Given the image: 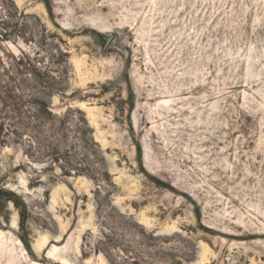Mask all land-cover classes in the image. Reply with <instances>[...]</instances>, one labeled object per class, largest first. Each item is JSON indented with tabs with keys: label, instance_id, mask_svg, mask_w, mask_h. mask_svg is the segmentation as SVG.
Returning a JSON list of instances; mask_svg holds the SVG:
<instances>
[{
	"label": "rangeland",
	"instance_id": "1",
	"mask_svg": "<svg viewBox=\"0 0 264 264\" xmlns=\"http://www.w3.org/2000/svg\"><path fill=\"white\" fill-rule=\"evenodd\" d=\"M0 189V264H264V0H0Z\"/></svg>",
	"mask_w": 264,
	"mask_h": 264
},
{
	"label": "trees",
	"instance_id": "2",
	"mask_svg": "<svg viewBox=\"0 0 264 264\" xmlns=\"http://www.w3.org/2000/svg\"><path fill=\"white\" fill-rule=\"evenodd\" d=\"M41 106L43 107V103H41ZM41 120H43L42 117H39L38 119L36 118V121L40 122ZM5 121L7 122V127L4 131L5 133L9 136H18L19 135V131L22 129L23 126H25V124L29 125V123H25L24 120L18 118V117H14V116H8ZM44 128V126L41 124L40 126V130L38 134L43 135V131H41V129ZM30 129H34V131L36 130V126L31 127ZM63 138V137H62ZM37 140V138H36ZM61 147L59 145V142H55V144H51V145H47V147H45V149H43V152L38 154H42L43 156L47 157L51 162H57V160H60V156L62 154H60L59 151H61ZM44 157V158H45ZM59 158V159H57Z\"/></svg>",
	"mask_w": 264,
	"mask_h": 264
},
{
	"label": "water",
	"instance_id": "3",
	"mask_svg": "<svg viewBox=\"0 0 264 264\" xmlns=\"http://www.w3.org/2000/svg\"><path fill=\"white\" fill-rule=\"evenodd\" d=\"M1 195H2V190L0 189V198H1Z\"/></svg>",
	"mask_w": 264,
	"mask_h": 264
}]
</instances>
